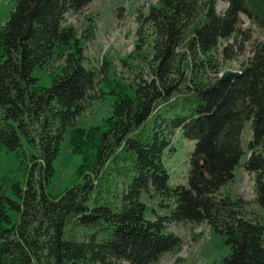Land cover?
Here are the masks:
<instances>
[{"label":"trees","instance_id":"trees-1","mask_svg":"<svg viewBox=\"0 0 264 264\" xmlns=\"http://www.w3.org/2000/svg\"><path fill=\"white\" fill-rule=\"evenodd\" d=\"M14 2L0 29V148L26 165V182L0 178V264H155L181 248L168 231L178 223L207 224L222 236L230 252L220 264H264V222L246 217L244 199L223 193L251 123L245 169L264 210V40L241 70L216 64L217 54L232 59L233 46L220 47L240 33L242 16L264 32V0H226L222 13L217 0H160L139 19L132 63L122 60L131 94L112 86L106 62L100 71L86 66L93 24L80 37L66 25L93 0ZM55 57L62 73L39 86L35 72ZM100 83L115 98L105 128H76L101 98ZM178 130L195 145L187 185L172 186L163 160ZM70 131L83 183L53 197L47 190ZM144 195L158 197L165 213L149 216Z\"/></svg>","mask_w":264,"mask_h":264},{"label":"rangeland","instance_id":"rangeland-1","mask_svg":"<svg viewBox=\"0 0 264 264\" xmlns=\"http://www.w3.org/2000/svg\"><path fill=\"white\" fill-rule=\"evenodd\" d=\"M160 0H93V2L81 13L71 14L67 24L73 26L79 37L90 24L96 30L95 40L85 43V55L88 68L100 71L104 62L109 66V78L112 86L119 90L131 94L133 76L124 69L122 60L130 61L131 55L136 51L139 42L138 31L140 30L139 19L148 13L152 6H157ZM226 0H217V10L222 13L227 8ZM15 6L14 0H0V29L9 18V14ZM240 33L235 39L223 43L230 44L232 59L226 61L217 54L216 64L221 72L239 71L251 58L254 42L264 40V32L250 19L242 16ZM143 38L149 43L152 39V32L143 29ZM146 53L149 49L145 48ZM63 61L55 57L43 69L35 72L34 77L38 80V85L49 87L52 81L62 73ZM98 94L100 99L89 105L76 123V128L86 131L96 128L104 129L105 121L112 114V106L115 98L110 94V90L105 84H99ZM242 145L245 156L242 157L240 166L235 170V178L224 189L223 193L240 197L247 202L245 215L248 219L264 222V210L257 204L255 174L246 171L245 163L249 159L250 151L248 144L252 140L251 123H248L242 131ZM71 133L68 132L66 142L60 151V157L55 163L56 175L52 180L48 193L59 196L66 189L83 183V177L79 175V167L84 163L81 155L75 154L71 143ZM171 140V151H168L163 161L170 175V184L187 185L189 170V157L194 149V142L186 140L180 131H176ZM90 162L94 160L95 152L88 150ZM31 165V163H30ZM26 165L22 167L20 158L13 153H7L0 148V178L6 184L11 181L26 182ZM8 195L12 196L10 190ZM144 203L149 208V216L156 212L164 214L161 208L162 202L158 197L143 196ZM15 222L19 220L17 214H12ZM168 231L180 237L182 246L179 250L166 254L155 264H220L221 259L226 257L230 248L224 244V239L220 235H215L207 224L196 225L192 223L170 224Z\"/></svg>","mask_w":264,"mask_h":264}]
</instances>
